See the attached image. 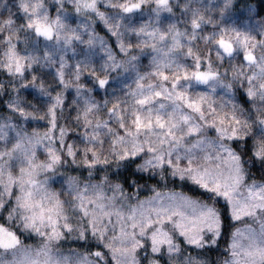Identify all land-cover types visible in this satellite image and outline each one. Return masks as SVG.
Returning a JSON list of instances; mask_svg holds the SVG:
<instances>
[{
  "label": "snow or ice",
  "instance_id": "6c2138e0",
  "mask_svg": "<svg viewBox=\"0 0 264 264\" xmlns=\"http://www.w3.org/2000/svg\"><path fill=\"white\" fill-rule=\"evenodd\" d=\"M234 9L0 12V264H264V15Z\"/></svg>",
  "mask_w": 264,
  "mask_h": 264
},
{
  "label": "clouds",
  "instance_id": "9594fccd",
  "mask_svg": "<svg viewBox=\"0 0 264 264\" xmlns=\"http://www.w3.org/2000/svg\"><path fill=\"white\" fill-rule=\"evenodd\" d=\"M208 2H213V0H208ZM219 3H223V0H219ZM232 3L235 4V9L224 17L226 20L239 22L247 27L256 23L257 16L264 15V0H232ZM14 4L15 0H0V12H7ZM252 13L256 15L253 16L251 15ZM259 51L260 50H258V53ZM97 56L102 57V53L98 52ZM41 71L47 72L48 69L45 67L42 68ZM120 79L121 77L119 75L113 73L114 87L119 85ZM49 84L55 87V82L51 79L49 80ZM104 94V90L101 89V97H103ZM3 95L4 90L0 88V96ZM65 98L68 100V103L64 105L61 115L64 122L69 123L70 127L75 128V123L71 121L72 112L69 111V109L74 111L73 98L68 96L67 93H65ZM237 103L243 104L242 98H237ZM69 167H71L70 164Z\"/></svg>",
  "mask_w": 264,
  "mask_h": 264
},
{
  "label": "trees",
  "instance_id": "16d2710c",
  "mask_svg": "<svg viewBox=\"0 0 264 264\" xmlns=\"http://www.w3.org/2000/svg\"><path fill=\"white\" fill-rule=\"evenodd\" d=\"M178 186V185H177Z\"/></svg>",
  "mask_w": 264,
  "mask_h": 264
}]
</instances>
